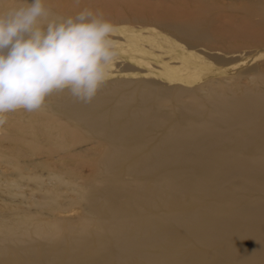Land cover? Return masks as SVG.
Segmentation results:
<instances>
[{
    "label": "bare ground",
    "instance_id": "1",
    "mask_svg": "<svg viewBox=\"0 0 264 264\" xmlns=\"http://www.w3.org/2000/svg\"><path fill=\"white\" fill-rule=\"evenodd\" d=\"M194 1L43 0L49 20L103 13L116 52L179 83L109 79L117 53L90 103L65 90L7 113L0 264H264V67H215L239 53Z\"/></svg>",
    "mask_w": 264,
    "mask_h": 264
},
{
    "label": "clouds",
    "instance_id": "2",
    "mask_svg": "<svg viewBox=\"0 0 264 264\" xmlns=\"http://www.w3.org/2000/svg\"><path fill=\"white\" fill-rule=\"evenodd\" d=\"M48 16L43 0L0 12V125L7 113L40 110L53 92L90 103L108 79L117 56L111 21L88 9Z\"/></svg>",
    "mask_w": 264,
    "mask_h": 264
},
{
    "label": "rangeland",
    "instance_id": "3",
    "mask_svg": "<svg viewBox=\"0 0 264 264\" xmlns=\"http://www.w3.org/2000/svg\"><path fill=\"white\" fill-rule=\"evenodd\" d=\"M149 3H155L158 6H165V4L168 3V1L170 2L169 5H171L170 0H145ZM167 2V3H165ZM197 5V3L201 6L204 7V3H205V7L209 8L208 12L209 14L211 13H218L221 12V17H219V22H223L224 24L227 22L229 24H227V27L230 28L229 30H231V33L229 30H227L226 32V39H223L224 41H226V43H228L227 45L230 47L228 48V46L226 47V43H223V45L219 44L220 47L222 49L227 50H236V52L239 53V60L237 61H231L232 57L229 58L230 56L226 57V56H222L223 58V62L224 63H220L221 60L217 61L218 64H216L217 62L215 60L213 62V65L215 67H222V68H226L228 70V73L230 74V76H232V79H235L237 81L240 80L241 77V73H239V70H243V74L244 72L248 75H245L247 77H252L254 75V67L258 68L259 66L264 67V25H262L261 22H264V0H203V6L201 3V0H195L194 1ZM165 3V4H162ZM192 3V6H194ZM207 5V6H206ZM162 6V7H163ZM207 11V10H206ZM223 11V12H222ZM159 12L156 11L155 15H157ZM223 15V16H222ZM221 18H223L221 20ZM246 22V23H244ZM215 23V22H213ZM231 23V25H230ZM233 23V24H232ZM239 23V24H238ZM244 23V24H243ZM235 24H238L237 26H235ZM234 25V26H233ZM232 27V28H231ZM242 27V28H241ZM219 32L223 31L220 28L217 29ZM229 31V33H228ZM247 33V34H246ZM121 34V33H120ZM221 36L223 34L220 32ZM219 35V34H218ZM220 36V35H219ZM220 36V37H221ZM224 36V35H223ZM238 38H237V37ZM244 37V38H243ZM229 38V39H228ZM251 39V40H250ZM222 40V41H223ZM222 43V42H220ZM218 45V46H219ZM262 47V49H261ZM127 49L129 50V48L127 47ZM130 51V50H129ZM262 52L263 54L260 56H257V52ZM118 53V52H117ZM119 55L123 56L120 60V62H122V64L119 62L120 66L122 68H125L123 70V72H119L116 73L114 75V77L109 78V79H113L115 81H120V80H130L131 82H136L138 80H145V79H150V80H155L161 84H163L164 86H171L173 84L179 83L178 80H170L167 76H153V75H146L145 71H146V67L144 65H141L137 62L132 61L131 59L128 58V56L130 55V53L128 51L125 52H119ZM257 56V58L254 57ZM226 59V60H224ZM228 59V60H227ZM255 59V60H253ZM152 65H154V67H158L160 64L154 60L151 59ZM128 65H130L128 67ZM258 65V66H257ZM127 66V67H126ZM252 66V67H251ZM130 67L132 69H130ZM248 67V68H247ZM133 70L134 68V73H132L133 71H129L128 69ZM247 68V69H246ZM253 68V69H252ZM253 71H252V70ZM126 70L128 71V73H125ZM144 70V71H143ZM125 71V72H124ZM130 72V73H129ZM251 73L253 74L251 76ZM146 75V76H144ZM250 75V76H249ZM107 79V80H109ZM241 81L245 82L244 79H241ZM181 84H184L183 82H181ZM10 134L9 130L6 129H2V131L0 132V134ZM5 141V142H1V141ZM0 155H5L6 153L4 152V148L3 146L8 144V140L5 138H0ZM45 148V147H44ZM87 152V151H86ZM89 155V154H88ZM87 157V156H86ZM85 157H81V159H83ZM84 166L81 168V174L83 175H88L91 167H87V162L83 163ZM86 172H85V171ZM43 174H45V169L42 170ZM0 204L2 205L1 201ZM4 208L2 206H0V210H3ZM42 216H44L43 218L48 217V215L43 214ZM46 216V217H45Z\"/></svg>",
    "mask_w": 264,
    "mask_h": 264
}]
</instances>
